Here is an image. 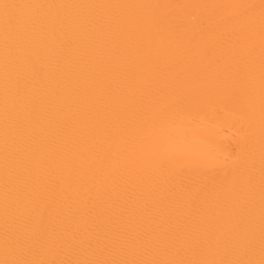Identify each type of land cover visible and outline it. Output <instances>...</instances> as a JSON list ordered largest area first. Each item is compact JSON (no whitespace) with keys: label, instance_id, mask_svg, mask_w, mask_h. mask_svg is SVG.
<instances>
[{"label":"bare ground","instance_id":"obj_1","mask_svg":"<svg viewBox=\"0 0 264 264\" xmlns=\"http://www.w3.org/2000/svg\"><path fill=\"white\" fill-rule=\"evenodd\" d=\"M0 264H264V0H0Z\"/></svg>","mask_w":264,"mask_h":264}]
</instances>
